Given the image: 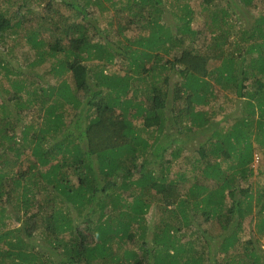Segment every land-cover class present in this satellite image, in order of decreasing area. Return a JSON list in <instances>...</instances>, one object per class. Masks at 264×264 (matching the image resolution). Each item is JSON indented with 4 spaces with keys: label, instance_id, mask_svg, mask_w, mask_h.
<instances>
[{
    "label": "trees",
    "instance_id": "trees-1",
    "mask_svg": "<svg viewBox=\"0 0 264 264\" xmlns=\"http://www.w3.org/2000/svg\"><path fill=\"white\" fill-rule=\"evenodd\" d=\"M56 1L68 17L50 8ZM212 1L201 0L202 10ZM47 2L41 21L50 41L40 26L22 29L19 12L30 13L25 1L12 15L0 11V76L9 86H0V264H264L260 241L239 236L252 213L257 233L264 231V170L257 171L262 180L250 182L254 143L264 160V17L241 30L247 46L221 61L214 40L195 45L188 0H175L176 13L165 0ZM111 9L125 12L126 25L148 36H125ZM104 15L107 27L100 25ZM168 15L181 26L161 35ZM186 37L190 49H181ZM174 48L181 49L178 55ZM119 59L126 63L123 74L112 66ZM211 60L219 65L211 69ZM173 73L178 78L171 79ZM214 86L242 101L243 112L227 130L199 109L210 108ZM1 92L13 102L12 118ZM196 130L209 134L192 165L201 168L202 181L195 178L182 191L184 174L168 176L183 149L175 139ZM197 213L226 234L211 236L199 226L198 236L183 242L177 233ZM6 220L23 227L6 230ZM9 237L21 245L18 253ZM116 240L137 246L118 255Z\"/></svg>",
    "mask_w": 264,
    "mask_h": 264
},
{
    "label": "rangeland",
    "instance_id": "rangeland-1",
    "mask_svg": "<svg viewBox=\"0 0 264 264\" xmlns=\"http://www.w3.org/2000/svg\"><path fill=\"white\" fill-rule=\"evenodd\" d=\"M28 5V9H30V13L23 14V11L21 10L19 12L18 17H21L22 20V29H35L38 28V26L41 27V31L43 33V37L49 39V28L43 26L44 22L41 21V17L45 16L47 13L46 11V4L48 3V0H0V11L6 10L9 14H14L16 12V8L19 9V6L22 2H24ZM170 10L174 13H176L177 9L179 8V5L175 2V0H165ZM252 3V5H250ZM254 3V4H253ZM250 4H245L243 1L239 0H213L210 4V8L208 11L202 10V4L201 0H188V6L192 8L193 14H194V20L191 23V28L196 32L197 38L195 39L196 44L199 46H205L217 44L219 51L221 54V61L228 59L229 55H237L243 48L247 46L248 42L241 41V38H245V35H241V30H251L255 27V25L258 23L256 22L262 17H264V0H254L253 2H250ZM53 6V7H52ZM50 6L51 9H59L58 13L62 16H69L71 13L65 8L64 4L60 3L59 1H56L55 4ZM254 6V7H253ZM96 15L97 11H94ZM114 13V10L111 9L109 16H112ZM218 14L216 17V20L212 18V15ZM116 17V22L119 23L121 21V24L125 26V36L130 37L132 40H136L137 38H145L148 36V32L140 31L137 28H134L133 26L129 27L126 25V14L125 12L119 11L113 15ZM168 23L165 25L163 23L162 28L160 29V34L163 35L164 33L169 32L172 34L174 31L178 30L180 28V24H177V18L174 16L168 15ZM211 16V17H210ZM171 17V18H170ZM104 22L100 23L101 26L107 27L106 19L107 17L104 15L103 17ZM122 18V19H119ZM129 18V17H128ZM131 19V18H130ZM129 19V20H130ZM222 20V21H221ZM132 21V20H131ZM114 31H111L112 33H115V26H112ZM20 33V32H19ZM256 34H258V29H256ZM170 34H165L164 37H172ZM249 35L250 33L247 32ZM184 41V44L181 46V49H190L189 42L187 41L189 38ZM194 38V36H192ZM64 44L67 43L66 41H62ZM225 42L224 48L222 49L221 44ZM177 44V42H176ZM186 44V45H185ZM193 47V46H192ZM20 51L17 53V57L20 58L22 49L26 52H32L28 48L27 45H25L22 42V49L18 48ZM181 49H173L172 53L178 55V50ZM199 49V48H197ZM217 53H215L216 55ZM29 57H32L29 55ZM28 57V58H29ZM30 59V58H29ZM167 59V56H164V60ZM21 63L22 58L19 59ZM120 60V59H119ZM116 60L112 66L114 67V70L119 72L120 74L124 73L125 69V62ZM242 59H238L237 63H240ZM211 65L210 68L213 69L214 67L219 65V62L216 60L210 61ZM179 71V68L177 69ZM40 74L43 73V71L39 72ZM171 79L178 78L174 73L172 76H170ZM250 82H252V78L249 79ZM0 86H3V89L7 90L9 88L8 82L6 81V78L3 76H0ZM214 93L216 94L215 99L212 101L210 108L203 107L199 108L201 111H206L209 114H212L211 120L212 122L218 123V128H222L223 130H227L230 128V126L234 123L235 116L243 112V106L242 101H239L234 93H231L229 90H225L223 88L214 86ZM1 90V88H0ZM3 97L5 98V101H7V107L10 105L8 112V117L12 118L14 110L13 102H9L8 95L5 93H2ZM2 102L1 96H0V103ZM68 107V106H66ZM71 107V106H69ZM69 112L71 111L70 108ZM197 109V110H199ZM26 115V121L31 120V115L27 113ZM72 115V112H71ZM0 116H2V112L0 110ZM225 118V121H221ZM257 119V118H256ZM69 122V121H67ZM197 131V130H196ZM186 132H181L179 136L175 140H178L175 142L178 147H182V151H180L179 156L174 159L170 165L168 176L169 178H177L178 175H183L181 178L182 181H180V187L182 191H187L189 189V186L193 184L197 178V180L202 181V176L200 174V169L194 170L193 169V161L198 159V154L195 152L196 149H198L199 144H202L206 138L208 137L207 134H201L199 131L193 132L190 134H185ZM18 134V131L16 132ZM156 134H154L155 136ZM162 141V140H161ZM174 151V147H171L167 154H165L164 163L168 164V161L171 160L170 154ZM213 159V158H212ZM229 163L222 164L223 169L228 166ZM253 169V173L256 175L254 178L250 179V182L254 183L255 180L258 178V180H262L258 175L257 171L259 169L264 170V160L260 153V148L256 143H254V156H253V165H251ZM73 179V178H72ZM249 182V181H248ZM243 186L246 185V183L242 184ZM126 196V195H125ZM230 201L227 200V203ZM155 211V208H151L149 214L146 216L147 222L150 223L151 220V214H153ZM198 214V213H197ZM196 217V216H194ZM25 221V219H22ZM258 221V218L252 213V215L246 217L242 221L241 231L239 233V236H242L243 240L248 239L249 236H253V238H257L260 241V248L264 250V231L262 233H257L256 231V223ZM24 223V222H23ZM7 228L6 230H15V229H21L23 227L22 223L15 222L14 220H6ZM201 226L205 232H207L208 235L214 236L215 234H226L219 226L217 221L211 222H205L203 217H201L200 214L193 219L192 223L188 225L186 228H180V232L177 233V236H183V242H186L189 236H198V232L195 230ZM30 227L33 231V234L35 238H40L41 236H36L37 232H34L37 230V226L32 224V221H30ZM135 229L137 227L135 226ZM139 233V230L137 229L136 234ZM136 239L134 242H138V235H136ZM147 238H151L152 233L148 232L146 235ZM10 238V237H9ZM11 249L10 245H8L7 240V246L5 245V249H11L13 252L18 253L20 251L19 244H16V239H11ZM130 240L129 242H131ZM115 241L113 244V250L117 251L118 255H123L126 250H131L129 248H135L136 244H128L127 246L124 244V242ZM133 242V241H132ZM4 243V242H3ZM206 250V249H205ZM204 250V251H205ZM142 255L144 256L143 251ZM134 253V252H133ZM131 253V254H133ZM138 255H141L138 253ZM136 260H139L138 257ZM145 261V260H144Z\"/></svg>",
    "mask_w": 264,
    "mask_h": 264
}]
</instances>
